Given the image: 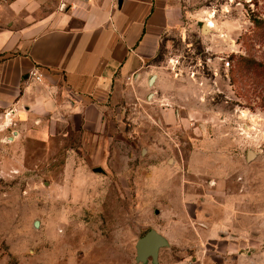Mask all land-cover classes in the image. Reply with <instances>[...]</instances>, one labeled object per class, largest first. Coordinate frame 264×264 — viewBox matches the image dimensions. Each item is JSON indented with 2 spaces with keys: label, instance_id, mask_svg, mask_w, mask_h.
I'll use <instances>...</instances> for the list:
<instances>
[{
  "label": "rangeland",
  "instance_id": "1",
  "mask_svg": "<svg viewBox=\"0 0 264 264\" xmlns=\"http://www.w3.org/2000/svg\"><path fill=\"white\" fill-rule=\"evenodd\" d=\"M178 3L157 59L182 121L146 97L98 133L0 110V264H143L150 229L159 264H264V0Z\"/></svg>",
  "mask_w": 264,
  "mask_h": 264
},
{
  "label": "crops",
  "instance_id": "2",
  "mask_svg": "<svg viewBox=\"0 0 264 264\" xmlns=\"http://www.w3.org/2000/svg\"><path fill=\"white\" fill-rule=\"evenodd\" d=\"M181 22L178 0H0V110L98 133L146 97L160 123L182 121L157 59Z\"/></svg>",
  "mask_w": 264,
  "mask_h": 264
},
{
  "label": "water",
  "instance_id": "3",
  "mask_svg": "<svg viewBox=\"0 0 264 264\" xmlns=\"http://www.w3.org/2000/svg\"><path fill=\"white\" fill-rule=\"evenodd\" d=\"M203 31L208 32L206 25H203ZM155 80V75L151 77L150 84ZM256 157L253 150H249L248 159ZM39 226V221L35 222V227ZM169 246V240L156 229H150L143 237L136 242V262L146 264L149 259L153 264H159V255L161 248Z\"/></svg>",
  "mask_w": 264,
  "mask_h": 264
},
{
  "label": "trees",
  "instance_id": "4",
  "mask_svg": "<svg viewBox=\"0 0 264 264\" xmlns=\"http://www.w3.org/2000/svg\"><path fill=\"white\" fill-rule=\"evenodd\" d=\"M250 62V61H249ZM248 62V60L246 61V62H244V63H242L241 64V67H239V69L237 70V72L238 73H240L241 74V69L243 68V69H248L247 67H249V68H251V69H253V70H255L256 69V67L254 66V68L252 67V66H250V63ZM257 66H259V65H257ZM249 70V69H248ZM251 71V70H250ZM256 71V70H255Z\"/></svg>",
  "mask_w": 264,
  "mask_h": 264
},
{
  "label": "bare ground",
  "instance_id": "5",
  "mask_svg": "<svg viewBox=\"0 0 264 264\" xmlns=\"http://www.w3.org/2000/svg\"><path fill=\"white\" fill-rule=\"evenodd\" d=\"M213 26L212 22L206 24L207 31Z\"/></svg>",
  "mask_w": 264,
  "mask_h": 264
},
{
  "label": "built area",
  "instance_id": "6",
  "mask_svg": "<svg viewBox=\"0 0 264 264\" xmlns=\"http://www.w3.org/2000/svg\"><path fill=\"white\" fill-rule=\"evenodd\" d=\"M229 65H230V62H229V61H226V62H225V66L228 67ZM33 74H34V73L32 72V75H33ZM34 75H35V74H34ZM38 78H39V77H38Z\"/></svg>",
  "mask_w": 264,
  "mask_h": 264
}]
</instances>
